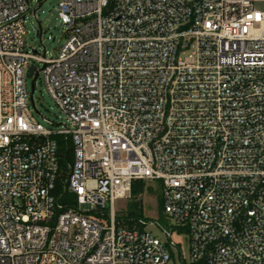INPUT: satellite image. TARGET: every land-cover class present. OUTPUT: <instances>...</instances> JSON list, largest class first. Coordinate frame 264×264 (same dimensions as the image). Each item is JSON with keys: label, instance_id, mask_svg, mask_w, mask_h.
I'll return each instance as SVG.
<instances>
[{"label": "built area", "instance_id": "2783aa9c", "mask_svg": "<svg viewBox=\"0 0 264 264\" xmlns=\"http://www.w3.org/2000/svg\"><path fill=\"white\" fill-rule=\"evenodd\" d=\"M258 2L59 0L64 42L33 53L27 0H0V264H169L173 233L190 264H264ZM30 67L61 128L35 120ZM59 138L73 153L63 194ZM136 180L161 184L169 243L146 219L118 226Z\"/></svg>", "mask_w": 264, "mask_h": 264}, {"label": "rangeland", "instance_id": "374dc122", "mask_svg": "<svg viewBox=\"0 0 264 264\" xmlns=\"http://www.w3.org/2000/svg\"><path fill=\"white\" fill-rule=\"evenodd\" d=\"M59 0H27L29 11L26 14V32L24 37L28 50L36 53H44V51L54 52L58 46L64 42L60 41L66 28L61 23L57 11ZM256 8L264 11V3H256ZM37 10V17L35 11ZM38 31L42 32L40 36ZM42 68V65L39 66ZM34 83V104L30 100V109L37 122L47 128H61L63 124H67L65 115L60 113L59 107L48 94L43 76L39 74L27 80V85L32 91ZM53 123L54 125L50 124ZM159 182L146 181L145 192L142 196L143 208L148 225L146 231L160 239L163 243H169V239L165 232L158 225L166 227L169 225L166 220L161 219V211L159 201L161 200V187ZM132 203L131 199H119L115 203V214L119 227H124L120 220L127 216L128 209ZM108 212V211H107ZM166 216V215H165ZM108 224L107 220H104ZM172 240L178 244L179 248L170 249L172 259L169 264H190V248L187 234L173 233ZM181 249V252L180 250Z\"/></svg>", "mask_w": 264, "mask_h": 264}, {"label": "trees", "instance_id": "16d2710c", "mask_svg": "<svg viewBox=\"0 0 264 264\" xmlns=\"http://www.w3.org/2000/svg\"><path fill=\"white\" fill-rule=\"evenodd\" d=\"M59 161L61 167L60 180L58 182L57 191L63 194V181L67 178L69 172V165L73 161L72 146L70 142L65 141L63 138H59ZM146 181L136 180L132 185L131 200L132 203L128 209L127 216L121 219L120 222L124 227L134 228L140 219H144L145 213L143 208L142 196L145 192ZM161 185V184H160ZM161 187V186H160ZM62 200L65 202L66 198ZM159 208L161 211V219L166 220V216L163 210L162 198L159 201ZM180 231H187L185 228H180ZM195 264H206L204 261Z\"/></svg>", "mask_w": 264, "mask_h": 264}, {"label": "water", "instance_id": "95a60500", "mask_svg": "<svg viewBox=\"0 0 264 264\" xmlns=\"http://www.w3.org/2000/svg\"><path fill=\"white\" fill-rule=\"evenodd\" d=\"M34 71H35V67H30L29 68L28 78H32L33 77ZM34 91H35V87H34V83H33L32 84V94L34 93Z\"/></svg>", "mask_w": 264, "mask_h": 264}]
</instances>
